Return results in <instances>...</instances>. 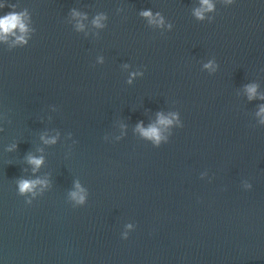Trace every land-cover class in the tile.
<instances>
[{
    "label": "clouds",
    "instance_id": "1",
    "mask_svg": "<svg viewBox=\"0 0 264 264\" xmlns=\"http://www.w3.org/2000/svg\"><path fill=\"white\" fill-rule=\"evenodd\" d=\"M228 2L231 3L232 0H228ZM201 4H202V8L197 9L195 11V16L198 19L202 20L204 18V12L205 11H213L214 10V4L211 2V0H201ZM24 15H25L24 13H19V14L10 13V14L4 16L3 18H0V34H9V33L14 34L13 30L17 29V28H19L21 33L26 32L27 28H26V25L23 23V16ZM74 15H79V14L74 12ZM141 15L149 18L150 22H152V23H157V22L160 24L163 23V18L160 17L159 13L156 14V17H153L152 12L150 10H147V11H143L141 13ZM157 18H159V19H157ZM101 19H103V17L98 16L93 21V23L97 27H101L102 26L100 24ZM80 27H82V25ZM17 40L20 42H23L24 37L19 36V37H17ZM205 67L211 68L212 65H211V63H209V64H206ZM247 91L249 94V99H252L256 95V86L255 85L248 86ZM262 98H264V97H262ZM260 111H261V113H264V107H262ZM172 123H173L172 119H166L163 116H161L159 119L160 125L168 126V125H171ZM137 129H138V131H140L142 133L143 136L152 139L156 145H159L162 137L160 134V129L158 127L153 125L147 129H144L143 127L138 125ZM46 142L54 143L55 141L53 140V141H46ZM29 163L34 165L35 168H38L42 164V158L29 157ZM44 183H45V181H41V180H32V181L21 180V181H19V185H18L19 192H20V194L33 192L36 185L44 184ZM76 187L79 189V184H77ZM82 192H83V190L80 189V191H78V192L71 193L72 198L80 204H83L84 200H85L84 195L81 194Z\"/></svg>",
    "mask_w": 264,
    "mask_h": 264
}]
</instances>
